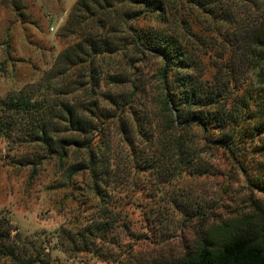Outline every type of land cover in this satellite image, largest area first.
<instances>
[{
	"label": "trees",
	"instance_id": "obj_1",
	"mask_svg": "<svg viewBox=\"0 0 264 264\" xmlns=\"http://www.w3.org/2000/svg\"><path fill=\"white\" fill-rule=\"evenodd\" d=\"M241 2L240 7L220 0H78L63 30L78 34L79 40L56 59L54 78L65 85L54 87L56 97L34 100L21 93L0 100V137L55 157L66 181L88 174L97 195L110 178L113 158L107 142L97 149L93 142L104 138L110 125L128 147L130 162L140 171L158 173L165 182L183 173H207L203 155L212 149L241 162L246 144L264 135V0ZM10 6L16 13L22 8L20 0H10ZM239 8L244 18L237 16ZM196 11L216 28L227 27L223 42L231 54L212 79H204L198 62V49L206 40L180 15ZM143 15L158 26L128 25ZM129 48L161 63L162 93L154 111L135 109L144 98L138 79L108 71L109 58ZM74 67L84 70L89 96L98 94L108 109L100 111L98 101L66 100L74 82L68 73ZM243 67L255 72L257 85L239 94ZM77 85L87 88L85 83ZM124 116L131 124L121 122ZM257 146L254 152L264 155V139ZM76 150H83L85 157L70 161ZM251 184L264 194V172ZM107 225L89 226L86 235L104 233ZM3 226L0 257L37 264L35 259H17ZM150 264H264V209L258 206L243 217L209 227L195 250L178 260Z\"/></svg>",
	"mask_w": 264,
	"mask_h": 264
},
{
	"label": "rangeland",
	"instance_id": "obj_2",
	"mask_svg": "<svg viewBox=\"0 0 264 264\" xmlns=\"http://www.w3.org/2000/svg\"><path fill=\"white\" fill-rule=\"evenodd\" d=\"M20 1L22 8L16 13L10 0H0V100L21 93L34 100L56 97L59 93H54V87L65 85L54 78L56 59L79 40L78 34L63 30L78 0ZM220 2L242 4L241 0ZM236 12L237 16L245 17L241 8ZM180 15L189 21L200 39L206 40L198 49V62L204 68V79H212L231 54L223 42L227 27L216 28L200 11ZM130 24L158 26L145 15ZM109 61L110 73L131 75L138 79L136 85L143 87V102L134 105L137 111L158 109L162 93L158 59L129 48L111 56ZM78 69L74 67L68 73L69 80L74 82L66 100L98 101L100 111L108 109L98 94L89 96L87 77L84 70ZM77 82L85 83L87 88L79 87ZM238 82L239 94L255 87V72L241 68ZM125 118L121 122L131 124ZM105 130L107 135L101 140L96 137L93 144L95 149L109 144L113 170L109 180L100 185L98 195L91 188L88 174L66 181L55 157L48 158L39 148L21 145L14 138L0 137V224H4L1 231L10 232L6 243L19 261L35 259L37 264L174 261L193 252L209 227L243 217L258 206L264 209V194L251 184L264 172V155L254 152L264 135L246 144L241 162L212 149L203 155L207 173L202 176L183 173L165 182L158 173L140 171L130 162L129 149L118 138L117 128L110 125ZM74 152L70 161L85 157L83 150ZM101 223L108 224L106 232L86 235L87 227ZM0 264L18 262L0 257Z\"/></svg>",
	"mask_w": 264,
	"mask_h": 264
}]
</instances>
